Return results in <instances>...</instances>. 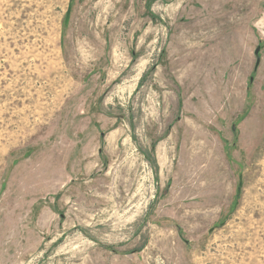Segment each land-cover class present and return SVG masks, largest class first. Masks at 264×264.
<instances>
[{"label": "rangeland", "instance_id": "1", "mask_svg": "<svg viewBox=\"0 0 264 264\" xmlns=\"http://www.w3.org/2000/svg\"><path fill=\"white\" fill-rule=\"evenodd\" d=\"M0 264H264V0H0Z\"/></svg>", "mask_w": 264, "mask_h": 264}, {"label": "bare ground", "instance_id": "2", "mask_svg": "<svg viewBox=\"0 0 264 264\" xmlns=\"http://www.w3.org/2000/svg\"><path fill=\"white\" fill-rule=\"evenodd\" d=\"M198 141V140H197ZM202 142V141H201ZM205 145H203L202 146V148L201 147H198L197 148V151H195L194 153H193V155H191L190 157H189V159H188V161H187V164L185 165V169L183 170V171H185L184 173V177H186V176H188V170L189 171H192V170H194V169H196L197 168V165H198V158L201 156V155H203L204 154V152L207 150V148L206 147H204ZM192 150V149H191ZM187 171V172H186ZM195 175V174H194ZM190 176V175H189ZM192 177V176H191ZM182 178V177H181ZM186 179V178H185ZM166 240V239H165ZM168 241V240H167ZM165 245V244H164ZM161 246V245H160ZM163 246V245H162ZM165 247H166V245H165ZM164 247V248H165ZM160 249V248H159ZM158 249V250H159ZM163 249V248H162ZM165 251V250H164ZM159 253V252H158Z\"/></svg>", "mask_w": 264, "mask_h": 264}, {"label": "water", "instance_id": "3", "mask_svg": "<svg viewBox=\"0 0 264 264\" xmlns=\"http://www.w3.org/2000/svg\"><path fill=\"white\" fill-rule=\"evenodd\" d=\"M258 51H259V48H257V49L255 50V52H254V55H255V56L258 55ZM258 62H259V60H258V58H257V59H256V64H255V66L258 65Z\"/></svg>", "mask_w": 264, "mask_h": 264}]
</instances>
